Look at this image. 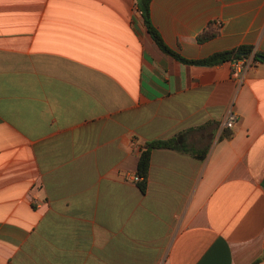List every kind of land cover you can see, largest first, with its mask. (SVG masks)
I'll return each mask as SVG.
<instances>
[{"label": "crops", "instance_id": "0c3cea01", "mask_svg": "<svg viewBox=\"0 0 264 264\" xmlns=\"http://www.w3.org/2000/svg\"><path fill=\"white\" fill-rule=\"evenodd\" d=\"M140 9L0 0V264H264V62L241 80L231 61L181 62ZM150 12L186 59L264 55V0ZM181 134L186 150L152 151L143 191L141 150Z\"/></svg>", "mask_w": 264, "mask_h": 264}, {"label": "trees", "instance_id": "16d2710c", "mask_svg": "<svg viewBox=\"0 0 264 264\" xmlns=\"http://www.w3.org/2000/svg\"><path fill=\"white\" fill-rule=\"evenodd\" d=\"M150 3L151 0H140V8L143 11V19L144 24L148 33L151 35L157 46L166 54L174 57L175 59L184 62V63H192L199 65H217L226 61H234L240 60L244 58H249L253 54V48L251 46H241L239 48L228 50L224 52H219L213 54L212 56L202 59V60H189L180 55L178 52L171 49L164 41L161 34L154 27L151 20V12H150ZM211 27H214L216 30L214 32L205 31L202 33L198 40L199 42H203L205 40L211 39L219 34V29L215 27L214 24H211ZM261 54H255V60H258V56ZM261 62V61H260ZM154 149H179L186 150V146L184 144V136L178 135L168 140L161 141H153L147 143L145 147L141 150L138 167H137V175L143 178V181L139 182L140 188L145 191L147 189V179L149 175L151 154ZM260 260H258L254 264H259Z\"/></svg>", "mask_w": 264, "mask_h": 264}, {"label": "built area", "instance_id": "2783aa9c", "mask_svg": "<svg viewBox=\"0 0 264 264\" xmlns=\"http://www.w3.org/2000/svg\"><path fill=\"white\" fill-rule=\"evenodd\" d=\"M139 14L143 15V11L141 9L139 10ZM221 25H222L221 22H217L218 27H221ZM250 57L232 61L233 75L236 79L241 80L243 78L244 72H246L247 70L252 68L254 66L255 62H260V60L257 61V60H255V58H250ZM236 120H237V115L235 113H230L228 118H227V121L225 123V126L227 128H233ZM133 180L135 182L139 183V182L143 181V178L136 175L133 177Z\"/></svg>", "mask_w": 264, "mask_h": 264}, {"label": "water", "instance_id": "95a60500", "mask_svg": "<svg viewBox=\"0 0 264 264\" xmlns=\"http://www.w3.org/2000/svg\"><path fill=\"white\" fill-rule=\"evenodd\" d=\"M257 58H258V60L264 62V55H259Z\"/></svg>", "mask_w": 264, "mask_h": 264}]
</instances>
